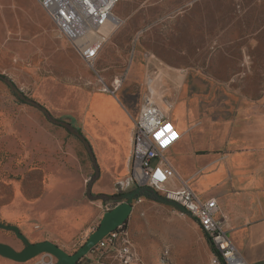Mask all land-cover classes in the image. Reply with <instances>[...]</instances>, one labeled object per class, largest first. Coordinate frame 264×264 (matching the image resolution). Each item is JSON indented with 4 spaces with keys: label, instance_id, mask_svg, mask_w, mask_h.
<instances>
[{
    "label": "crops",
    "instance_id": "obj_1",
    "mask_svg": "<svg viewBox=\"0 0 264 264\" xmlns=\"http://www.w3.org/2000/svg\"><path fill=\"white\" fill-rule=\"evenodd\" d=\"M207 2L151 0L149 6L160 8V13L173 7L185 13L131 15L125 24L138 22L137 42H130L129 52L134 51L127 75L122 78L119 68L112 67L122 65L111 63L117 39L123 36L120 31L100 49L94 66H99L101 77L96 79L39 0H0V58L8 66H18L11 75L20 79V87L60 121L48 122L39 112L26 110L10 130L28 185L27 194L7 209L9 220L29 233L31 222L40 220L35 228L66 246L90 231L80 228L92 209L98 212L96 218L105 213L102 199L92 200L89 194L86 199L91 176L94 197L117 204L125 201L106 196L118 195L115 184L129 175L133 120L145 102L147 78L156 75V87L172 104L170 119L181 133L166 152L177 174L170 185L185 181L200 199L214 198L216 216L238 253L247 264H264V96L241 93L233 85L235 79L203 74L188 78L176 67L188 66L186 49L192 45L188 40L205 37L197 30L203 20L188 8L206 7ZM214 20L217 31L218 7ZM171 46H178V51L172 52ZM145 197L133 201L130 217L152 205L153 198ZM84 259L92 261L90 255Z\"/></svg>",
    "mask_w": 264,
    "mask_h": 264
},
{
    "label": "rangeland",
    "instance_id": "obj_2",
    "mask_svg": "<svg viewBox=\"0 0 264 264\" xmlns=\"http://www.w3.org/2000/svg\"><path fill=\"white\" fill-rule=\"evenodd\" d=\"M149 2L151 0H122L115 9V13L122 18L123 22L110 33V36L113 32L120 31L123 32V36H119L117 39L118 45L115 46L111 63L122 65L112 66L119 68V72L123 75L122 78L128 73L129 66L127 64L134 51L133 48L129 52V46L132 40H134V45L137 42L135 34L138 23L135 21L125 24V20H128L131 15L159 14L158 11L161 9L149 6ZM141 4L144 5L140 6ZM206 4H208L206 7L191 6L188 8V12H192L195 16L199 15L198 19L203 20L198 22L197 30L201 32L200 34H205V37L188 40V42H192V45L186 49L188 66L176 67H181L180 69L184 70L183 74L186 73L188 78H194L196 74H203L214 79H235L233 85L241 93L252 97L264 96V0H208ZM120 7L123 8V12L120 11ZM217 7L219 26L215 31L214 16ZM180 9L173 7L162 10L170 15L185 13L180 12ZM164 12L160 14H165ZM170 49L172 52H176L179 47L171 46ZM17 68L18 66H8V62H4L0 58V75L11 79L26 97L35 100L27 88L23 90L20 87V79L11 75ZM99 70V66L91 68L92 78L100 79L101 72ZM151 77L154 81L159 79L156 75ZM154 85L155 101L170 118L172 104L161 96L156 87L157 83ZM100 87L103 88L104 85ZM135 95L137 96V94ZM42 106L47 109L44 105ZM26 110L37 111L46 121L51 120L42 109L20 98L13 88L0 77V224L18 226L30 242L54 241L51 236L45 233V230L35 228L37 223H41L40 220L31 222V233L24 232L18 224L8 219L9 213L6 212L15 200L21 195L27 194L28 184H25L23 179V168L18 165V144L13 138L14 135H9L10 130L17 126L18 118L22 112ZM48 111L50 112V110ZM92 184L93 177L91 176L85 188L86 199L90 186L92 200L102 199L105 204L108 199L100 196L94 197ZM33 189L35 190L33 192L37 193L36 188L33 187ZM153 200L149 201L152 202L151 206L142 212L135 213L125 225L117 228L128 231L140 261L144 264L145 261L150 260H154L158 264H214L211 240L197 224L195 218L173 205ZM97 215L98 212L92 209L90 219L80 228V230L86 227L90 228V231L85 234L87 237L97 228L102 219V217L96 218ZM85 235L79 242H72L66 246L62 245V247L67 251L78 249L82 245V241L85 240ZM0 242L9 243L18 250L25 246L14 230L6 229L1 225ZM90 257H92L91 262L96 264H119L113 256L106 253L90 255ZM9 260L11 259L0 254V264L8 262L13 264H58L57 258L50 253H42L26 262ZM91 262L83 259L81 263L91 264Z\"/></svg>",
    "mask_w": 264,
    "mask_h": 264
},
{
    "label": "built area",
    "instance_id": "obj_3",
    "mask_svg": "<svg viewBox=\"0 0 264 264\" xmlns=\"http://www.w3.org/2000/svg\"><path fill=\"white\" fill-rule=\"evenodd\" d=\"M39 1L61 34L70 40L83 59L94 69L100 49L110 33L123 22L115 13L122 0ZM109 26L112 29L110 33H106L105 30ZM156 83L151 76L147 78L145 102L133 120L130 172L115 184L116 194L128 193L138 187L152 188L184 206L195 218L224 260L222 262L219 254L213 252L214 264H247L216 216L219 209L217 201L214 198L200 199L185 181L177 187L170 185L177 174L169 163L166 152L177 143L181 133L164 109L156 103L153 87ZM117 205L114 201H107L103 205V211L107 212ZM99 253L110 254L119 264H144L137 256L127 230L117 229L108 233L87 255L95 256Z\"/></svg>",
    "mask_w": 264,
    "mask_h": 264
},
{
    "label": "water",
    "instance_id": "obj_4",
    "mask_svg": "<svg viewBox=\"0 0 264 264\" xmlns=\"http://www.w3.org/2000/svg\"><path fill=\"white\" fill-rule=\"evenodd\" d=\"M1 78H3L10 86L13 88V90L17 93V95L28 101L29 103L35 105L36 107L42 109L48 117L55 121L60 122L59 120L55 119L52 114L45 109L40 103H38L35 100H32L28 97H26L23 93V91L15 86L14 82L6 78L2 75H0ZM66 126L71 128L76 134L79 136H82L80 132L76 131L70 124L63 122ZM87 146L89 147V143L86 141ZM92 156H94L93 153H91ZM88 193L91 195V187L88 188ZM145 195L150 198L159 200L161 202H164L166 204H170L178 208L184 213H187L189 215L190 212L187 211V209L179 204L176 201L170 200L163 195H161L159 192L153 190L150 187H138L135 190L125 193V194H118L116 196H106L107 198L113 199V200H122L125 199V201L121 202L117 206H115L113 209L107 211L102 216V219L100 223L98 224L97 228L87 237L85 242L73 253H70L66 249H64L61 245L58 243L51 241V240H44V241H38V242H30L26 236L20 231V228L16 225H7V224H0L2 227L10 230H14L17 234V237L20 238L24 243L25 246L21 250H18L13 245L9 243L0 242V254L4 257H7L9 259L18 261V262H26L42 253H50L54 255L57 258L58 264H80L82 259L90 252V250L108 233L116 230L118 227L125 224L126 221H128L132 210H133V201L139 196ZM104 198V196H100ZM105 197V198H106Z\"/></svg>",
    "mask_w": 264,
    "mask_h": 264
},
{
    "label": "trees",
    "instance_id": "obj_5",
    "mask_svg": "<svg viewBox=\"0 0 264 264\" xmlns=\"http://www.w3.org/2000/svg\"><path fill=\"white\" fill-rule=\"evenodd\" d=\"M126 223H127V221L125 222V224ZM212 251L215 252V253H217V254H219V252L217 251V249L214 246L212 247ZM219 257H220L221 261L224 262V260H223V258H222V256L220 254H219Z\"/></svg>",
    "mask_w": 264,
    "mask_h": 264
},
{
    "label": "bare ground",
    "instance_id": "obj_6",
    "mask_svg": "<svg viewBox=\"0 0 264 264\" xmlns=\"http://www.w3.org/2000/svg\"><path fill=\"white\" fill-rule=\"evenodd\" d=\"M155 86V85H154Z\"/></svg>",
    "mask_w": 264,
    "mask_h": 264
}]
</instances>
